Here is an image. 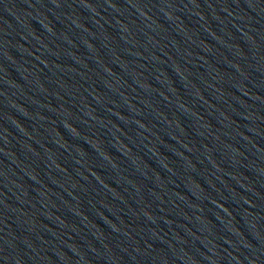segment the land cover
Wrapping results in <instances>:
<instances>
[{
    "label": "water",
    "instance_id": "water-1",
    "mask_svg": "<svg viewBox=\"0 0 264 264\" xmlns=\"http://www.w3.org/2000/svg\"><path fill=\"white\" fill-rule=\"evenodd\" d=\"M0 264H264V0H0Z\"/></svg>",
    "mask_w": 264,
    "mask_h": 264
}]
</instances>
